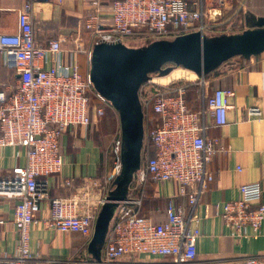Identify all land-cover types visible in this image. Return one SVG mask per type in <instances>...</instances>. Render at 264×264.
<instances>
[{"label": "built area", "instance_id": "2783aa9c", "mask_svg": "<svg viewBox=\"0 0 264 264\" xmlns=\"http://www.w3.org/2000/svg\"><path fill=\"white\" fill-rule=\"evenodd\" d=\"M27 0L18 14V29L0 33V55L17 75L15 85L0 86V151L22 148L25 163L15 165L0 177V198L16 202L15 226L19 235L14 258L1 264H45L32 250L31 231L44 204H49L50 229L65 235H78L89 245L106 192L115 189L121 174L122 140L113 143L114 168L102 180L87 178L68 197L51 198L48 178L59 175L64 166L61 140L72 127L90 128L105 117L106 108L115 113L108 100L92 92L90 74L80 72L77 53L90 62L92 50H82L83 34L90 35L92 48L100 43L125 40L162 41L193 33H206L219 23L225 2L209 5L205 0H94L81 20L75 49L65 50L62 39L41 41L34 27L36 2ZM60 4L64 0H56ZM198 86L200 107L193 111L187 102L188 84H159L147 81L140 91V103L148 127L152 154L134 176L126 198L116 204L107 233L104 264H195L201 237L196 209L215 180L210 164L228 147L219 137L210 136L212 127L227 126L229 100L234 92L217 88L208 93L205 78ZM91 96L101 103L91 107ZM248 117H261L260 108H250ZM155 183L175 182L178 193L165 209L166 220L157 222L142 213L145 192ZM74 188V180L65 181ZM112 187V190H111ZM102 192L98 199L95 192ZM239 198L220 206L224 226L238 240L262 235L264 225L263 186H240ZM186 199L187 215L177 199ZM243 264H264L258 256H248Z\"/></svg>", "mask_w": 264, "mask_h": 264}, {"label": "crops", "instance_id": "0c3cea01", "mask_svg": "<svg viewBox=\"0 0 264 264\" xmlns=\"http://www.w3.org/2000/svg\"><path fill=\"white\" fill-rule=\"evenodd\" d=\"M26 1L0 0V33L17 31L18 14ZM93 1L64 0L61 4L56 0L36 2L33 23L37 37L41 41L62 39L65 50L75 49L74 43L81 20L88 16ZM205 1L209 5L225 2L227 6L223 9V18L220 19L222 23H227L213 26L206 33H200L208 39L209 49L236 48L245 42L246 47L254 53L246 57L241 54L226 58L220 65L234 62L235 66L223 67L214 75H210L213 73L211 70L204 77L208 81L209 94L217 88H225L232 90L234 95L229 100L227 126L212 127L209 132L210 136L223 140L228 152L218 154L210 164L215 180L196 209L202 233L197 244L195 264H243V260L248 256L255 255L264 259V225L261 236L238 240L224 226L220 206L239 198L240 186L251 183H260L263 186L264 202V0ZM238 17L241 18L240 21ZM87 34L85 32L83 35ZM177 39L179 37L167 41L173 42ZM231 40L233 44H227ZM81 41L84 52L93 49L90 41L84 42L83 39ZM77 55L84 73L89 74L90 62L87 55L80 52ZM212 55L209 56V61L222 58L219 57L220 54L214 56V52ZM16 82V73L5 65L0 55V84L15 85ZM254 107L260 108L261 117H248V110ZM99 122L90 128L72 127L63 136L61 152L65 164L59 175L47 179L52 199L70 196L87 178L102 180L112 174L114 168L112 149L114 140L118 137V133H115L118 128L111 130ZM143 142L146 154H152L147 131ZM105 150L110 151L109 157ZM24 163L25 151L22 148L9 147L1 150L0 177L5 176L15 165ZM70 179L74 180V188L65 187V181ZM178 189L175 182L153 184L150 205L144 207L143 215L146 213L157 222H164L167 203L178 193ZM99 191L100 189L94 194L96 199L102 193ZM175 203L177 206L182 204L189 215L190 208L186 199L178 198ZM15 207V201L0 198V264L4 260L14 258L18 249L19 235L14 225ZM42 207L37 216L38 221L31 231V246L45 264H104L107 234L105 241L95 245L90 251L92 242L87 245L78 235L60 234L46 226L44 220L50 214L49 204ZM102 210L103 207L97 216L94 232L100 225ZM113 218L114 214L109 220L108 229ZM102 222L107 223L105 218Z\"/></svg>", "mask_w": 264, "mask_h": 264}, {"label": "rangeland", "instance_id": "374dc122", "mask_svg": "<svg viewBox=\"0 0 264 264\" xmlns=\"http://www.w3.org/2000/svg\"><path fill=\"white\" fill-rule=\"evenodd\" d=\"M219 18L222 19L223 17H218L217 19ZM220 19L219 23L221 22ZM239 19L241 18L238 17V21H240ZM83 40L84 42L90 41V35L87 34L84 36ZM154 43L155 41L152 40L128 39L122 42L119 46H106L95 52L94 65L92 66L90 62L88 70L89 72L93 71L96 80L95 84L93 83L92 92L98 93V90H101L108 96L107 98H110L108 99V103L114 108L117 113L116 116L118 117L115 118V121L113 122L114 126L118 128L115 133H118V137L121 140L123 138L122 121L116 108L122 109L123 104L127 102L130 106H136L137 86H139L138 84L142 82V80L147 79V81H158L159 79L170 76L172 73L179 70L185 71L183 72V75H185L186 78L170 80V84H191L197 82L198 79H202L201 75L189 72V70L196 72L200 70L199 62L193 63L191 62L192 57L184 55H179V58L171 59L168 56V49L161 47L159 51ZM234 64V62H230L228 65H215L212 68L213 73H210V75H214L223 67H234ZM188 73L189 75H186ZM141 88L142 86L138 92L139 96ZM131 112L136 115V110H131ZM145 118L144 123L142 124V129L146 133L149 126L147 125ZM141 149L140 157L138 159L140 169L145 166L147 158V151L144 142ZM105 153L109 157L110 151L105 150Z\"/></svg>", "mask_w": 264, "mask_h": 264}, {"label": "water", "instance_id": "95a60500", "mask_svg": "<svg viewBox=\"0 0 264 264\" xmlns=\"http://www.w3.org/2000/svg\"><path fill=\"white\" fill-rule=\"evenodd\" d=\"M247 34V33H246ZM207 38L200 34H190L188 36L179 37V39L170 42L167 40L155 41L156 48L160 51L161 47L164 49H168V56L173 58H179V55H184L188 57H192L191 62H199L200 70L189 72L195 73L197 75H201L204 78L215 65H220V62L226 60V58H230L236 55H244L249 56L252 53V50L246 47L245 42H243L242 46H238L236 48H216L210 50L207 46ZM233 44L232 40L227 44ZM121 43L109 44V43H100L95 45L91 54V65L93 66L95 63V52L103 49L106 46H119ZM234 43V45H236ZM212 52H214V56L222 57L217 59V61H209L210 57L213 56ZM170 59V60H171ZM221 60V61H220ZM92 83L95 84V76L93 71L89 73ZM147 81V79L142 80L137 86V99L136 106H130L127 102L123 104V108H116L121 116L122 121V152H121V161H122V170L121 174L116 178L114 185L115 189L109 193L108 202L105 204L101 214V222L98 228L95 231L94 238L92 240V245L90 246V251L93 250L95 245L102 244L105 241L106 234L108 232V223L113 214H115L116 204L113 201L121 200L126 198V195L129 192V188L131 187L134 179V175L140 171V163L138 161L140 157L141 148L144 141L145 131L142 129V124L144 123V113L141 106V101H139V89L143 84ZM98 94H100L106 100L108 96L103 92L98 90ZM109 101V100H108ZM131 110H136V115H134ZM106 219V224L102 222L103 219ZM100 260V259H98Z\"/></svg>", "mask_w": 264, "mask_h": 264}, {"label": "trees", "instance_id": "16d2710c", "mask_svg": "<svg viewBox=\"0 0 264 264\" xmlns=\"http://www.w3.org/2000/svg\"><path fill=\"white\" fill-rule=\"evenodd\" d=\"M86 57L88 58V56H86ZM80 67H81L80 68L81 74L84 77H86L87 74L84 73V68L81 66V63H80ZM0 86H3V85L0 84ZM198 89H199V86L196 83H191V84H188V86H187L186 98H187V102L189 103L188 105H189L190 109L193 111H197L198 108L200 107V98H199V94H198ZM100 104L101 103L99 102V100L97 98H95L94 96H91V107L99 106ZM115 118H116L115 113L113 111H111L110 109L106 108L105 117H102L100 122L104 126L111 128V130H114L115 126H114L113 122L115 121ZM153 184H155V182H153L151 179H149L148 183L142 189L145 192V198L143 200V210H144V207L150 205V198L152 195L151 187ZM142 213H143V211H142Z\"/></svg>", "mask_w": 264, "mask_h": 264}, {"label": "bare ground", "instance_id": "6f19581e", "mask_svg": "<svg viewBox=\"0 0 264 264\" xmlns=\"http://www.w3.org/2000/svg\"><path fill=\"white\" fill-rule=\"evenodd\" d=\"M183 72H185V71H180V70H179V71H175V72L172 73L170 76H167V77L161 78V79H159V80L156 81V82H158V83H160V84H167V83L170 82V80L186 78V76L183 75V74H184ZM186 73H187V72H186ZM186 75H189V73L186 74ZM193 76H194V75H193ZM191 78H193V77H191ZM194 78H195V77H194Z\"/></svg>", "mask_w": 264, "mask_h": 264}]
</instances>
